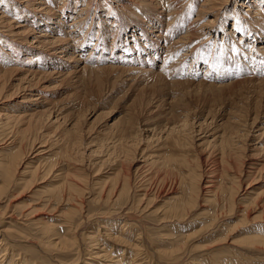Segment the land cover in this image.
<instances>
[{"label":"rangeland","instance_id":"1","mask_svg":"<svg viewBox=\"0 0 264 264\" xmlns=\"http://www.w3.org/2000/svg\"><path fill=\"white\" fill-rule=\"evenodd\" d=\"M117 1L122 3V0ZM154 1L159 3L163 11L168 8L170 10L168 0ZM201 1L203 0H193V5L190 4V16L186 19V24L195 16ZM65 2L66 14L84 15L83 11L78 10L83 6V0ZM116 2L91 0V3L96 5L95 8L102 7L101 19L96 23L94 20L91 26L94 31L104 26L113 29L114 25H110L111 21L118 17L119 12H123L121 17H124L125 14H131L133 11L136 13L140 11L139 6L133 9L132 5V11L129 8L120 11L122 6L117 10L105 11L106 7L108 9L107 3L114 6ZM234 3V0H229L226 9L216 11L219 12L214 26L217 31L216 33L214 31L217 36L216 50L222 42L221 37L225 35L222 33L223 30L234 31V39L239 36L237 30H233L231 26V9ZM90 10L93 11V6ZM105 18L106 21H102ZM223 20L226 21L227 29L221 32ZM261 21L262 19L255 22L254 26L258 27L260 24L257 23ZM89 22L82 29V34L87 30ZM179 32L180 30L174 31L173 37ZM207 37L208 35H202L198 38L202 49L205 47L204 40ZM94 38L92 36L87 40L82 56L88 55V51L94 46ZM229 39L230 37L226 40L227 57L233 59L229 54L234 52L235 44L229 45L231 42ZM123 40L126 38L121 36V43H125L124 49L120 50L114 43V51L110 53L114 57H109L104 62L112 63L113 58H117L122 51L128 49L129 38L126 42H122ZM108 42H110L109 38L107 44ZM157 46L160 48L159 44ZM106 47L108 48V45ZM195 48L192 47L190 52ZM211 48L212 44L209 45L208 55L212 52ZM213 49L215 50L214 46ZM98 51H93L91 57L95 59ZM9 53L14 57L11 51ZM101 53H103L102 48ZM158 54L159 57L152 62L156 68L162 62L163 50ZM206 60L203 56L198 59L197 74L203 75V70L209 69ZM217 69L215 67L208 70L221 74L220 81L215 84L230 79L232 72L229 69H222L221 72H217ZM7 76L4 77L12 84L17 83L12 78L21 77L14 74ZM58 81L54 79L48 81L51 87L48 92L52 95L46 96V100L49 101L45 108L55 107L52 110V114L54 112L55 115L58 112L56 108L65 104L66 109H62L63 113L60 114L68 119L65 123H60L61 119L57 122L59 125L56 124L53 122V116L51 115L49 119L46 116L48 111L42 108L44 111L34 117L35 122L32 124H26L20 117L13 128H4L0 134V155L4 154V158L6 157L4 167L16 166L15 173L10 178L0 170V185H3L2 191L0 190V229L2 233L8 235V238H3L2 243L5 241L10 251L15 254V258H19L16 259L17 264H20L19 260L22 258H27L26 264L110 263L101 260L96 262L85 255L86 249H91L92 241L95 240L90 238V235L99 232L100 224L127 243L136 236L132 234L135 233L136 228L142 225L150 238L149 244L166 254L173 245H181L188 236L185 243L188 252L183 257L186 262L180 264H194L192 257L199 256L202 252H213L218 264H236L239 259L248 264H264V117L258 116L254 123L251 122V117L257 110L264 111V99L259 98L261 89L257 81H247L224 90L212 87H186L185 83L180 84L178 88L171 85L170 88L169 86L165 88V84L159 85L161 91L158 90V93L160 91L164 96L156 95L155 98L168 100L169 96L174 101L176 99L175 103H178V107H174L173 104L175 115L185 107L191 111L193 117L196 116L194 120L192 116V119H189L190 127L187 126L183 130L184 128L179 126L178 130L175 129L169 134L166 129L173 127L174 130L173 125L177 126L182 121L177 123L176 119H171L164 125L166 121L163 120L164 112L160 113L161 109L158 111L161 117H156V113L151 114L152 116L148 118L150 121H145L146 124L149 122L147 128H141L150 131L137 133L139 127L134 122L133 125L136 127H132L133 134L131 132L129 134L126 121L136 98L134 91L127 92L128 86L123 82L111 84L103 82V86L95 79L86 80L91 82L85 85L82 83L83 79L82 82L78 81L80 85L74 79ZM135 87L137 86L132 88ZM132 88L129 89L133 90ZM7 89L2 95L4 98L0 97V106L4 105V108L16 106L17 103L7 95L9 93L6 92ZM99 96L101 97L98 104ZM95 104L97 106L92 108ZM17 106L18 110L14 108V111L17 110V115L22 114L21 110H27L24 107L25 103ZM226 111L238 114L242 121L236 133L230 134L233 138H229L228 143H222L216 138L221 131L228 129V126L215 128L213 125L219 121L220 114ZM213 115L215 121L210 122ZM205 118L211 125L204 124ZM69 122H75L73 127L68 125ZM169 122L173 123L170 125ZM27 126L31 129L26 128ZM199 127L201 130H198ZM18 130L25 131L26 136L23 140L15 141L20 143L19 146L4 145V141L6 140L7 144ZM151 132H154L152 136ZM61 134L62 137L59 136ZM35 140L34 148L33 146L30 148V144ZM45 140L44 146L36 148L39 146L37 142ZM16 147L24 153L22 157L11 155ZM44 148L47 153L42 157L36 156L35 153ZM35 150L38 151L34 152ZM60 172L67 173L70 175L69 178L63 180V177L56 175ZM212 179L222 188L225 195V197L219 195L220 200L217 203L213 202L202 188L209 185L208 181ZM122 184L125 192L119 198L114 193L112 195L113 188L120 190ZM69 185H73L75 189H70ZM144 193L151 204L145 208L139 207L138 202L146 205V199L142 198L143 201L137 202V198ZM153 195H155L154 199ZM177 202L184 207L188 202H192L190 204L192 206H188L190 208L185 216L187 218L183 221L171 219L159 224L157 218L162 215V210L177 205ZM125 212L127 218H124ZM183 215L186 213L184 212ZM12 217L14 219L9 224L8 221ZM43 229H46L45 232L42 231ZM100 230L95 238L104 240L101 241L104 242V246L108 245L110 242L102 236L104 230ZM166 234L168 237H164L167 236ZM60 235L69 239L75 238L71 250L61 252L47 248L48 242ZM215 240L216 242H213ZM230 242L232 243L229 244ZM121 244L126 245L121 242L115 244L119 252L111 251V259H113L111 261L119 258L120 250L124 248L120 246ZM113 248L114 246L111 249ZM123 254L124 260L126 256L125 253ZM174 254L178 255L177 251ZM160 258L169 259L167 255H161ZM197 258L199 261L200 258ZM163 263L167 264L168 260Z\"/></svg>","mask_w":264,"mask_h":264},{"label":"bare ground","instance_id":"2","mask_svg":"<svg viewBox=\"0 0 264 264\" xmlns=\"http://www.w3.org/2000/svg\"><path fill=\"white\" fill-rule=\"evenodd\" d=\"M65 1L66 0H0V97L4 98L2 95L4 94V90L8 88L6 92L9 93L7 95L11 96L14 102H17L15 103L16 106L11 105L5 108L4 105L0 106V134L1 130L4 128H13L20 117L24 119L26 124L35 122L34 117H37L38 113L44 111L42 108H45L46 103L49 101L46 100V96L52 95L48 92L49 89H51L48 81L51 79L55 81L59 80L58 82H62L66 79H74L77 83L78 81L82 82L83 79L84 81L82 83L84 85L91 82L86 80L92 79H95L96 82L101 85H103V82L106 84L118 82L125 83L128 86L127 92L134 91V98H136L130 107L131 112L129 110V118L127 117L126 122L128 126L125 124L129 134L130 132L133 134L132 127H136L137 125V127H139L137 133L139 131L141 133L142 131H150L141 128H147L149 122L146 124L145 121H150L148 118L153 114L156 113V117H161V114L159 115L158 113V111H160L159 109H161L160 113L164 112L163 115L165 118L163 120L166 121L164 125L168 121H171V119H176L177 123L182 121L177 126L173 125L175 126L174 130L172 129L173 127L169 130L166 129V131H168L167 134L175 131V129L178 130L180 127H183V130H185L187 126L190 127L189 119L192 116L190 110H187V108L183 106V109L179 108L181 112H176L177 114L175 115L174 107H178V103H175L176 99L174 101V99H171L168 95V100L157 99L158 97L155 98L156 95L159 96L162 94L160 93L161 90L159 85L162 86L165 84V88H168L167 86H169V88L171 86L178 88L180 84L185 83L186 87H212L224 90V88L231 89L247 81H257L258 83H256L261 89L259 98L263 97L262 99H264V0H234L235 5L233 4L234 6L231 9V26L233 30H237L239 36L237 35V39H234V31L229 30L225 32L223 29H227L225 28L226 21L223 20L221 22V32L223 30L222 33H225V35L221 37L222 42L217 46L218 50H216L217 36L215 34L217 31L214 26L219 12L216 11L224 8L226 9V4L229 0H203L201 3L199 2V7L196 9L197 12L195 16L191 18L187 24L186 19L190 16L191 10L189 7L190 4L191 6L193 5V0H168L167 3L170 5V10L168 8L164 11L159 3L154 0H122V3L116 2L115 0L116 4L114 6L107 3L108 9L106 7L105 11L108 12L109 9L117 10L120 6H122L120 11L126 8L132 11L131 5L133 9L139 6L140 11L139 13L133 11L131 14H125L124 17H121L123 12H119L118 17L114 19V21H111L110 25H114L113 29H108L104 26V28L95 31L91 26L94 24V20L96 23L101 19L102 7L97 9V7L95 8L96 5L91 3V0H83L82 4L84 7L81 6L78 10L83 11L84 15L76 14L77 16H70L66 14L67 10L64 6L66 3ZM135 2L140 4H134ZM91 6H93V11L90 10ZM213 12L216 13L213 14ZM209 15L212 17L210 18ZM113 16H115V14H113ZM260 19H262V21L257 23L260 25L255 27V22ZM102 21H106V18L102 19ZM87 22H89L88 28L85 33L82 34V29ZM161 25H164V27H161ZM176 30H180V32L177 36L173 37L174 31ZM202 35H208L204 40V49H202L201 43L198 42V38L202 37ZM92 36L95 37L93 42L94 46L90 48L88 55L84 57L82 56L83 47L86 46L87 40H90ZM121 36L126 38V40L122 42H126L129 38L128 49L122 51L117 58H113L111 60L112 63L104 62L107 58L114 57L113 54L110 55V53L114 51V43L118 45L117 48L120 50L124 49L125 43H121ZM229 37V40H231L229 45L235 44V49H233L235 54L234 52L229 54L233 59L227 57L228 52L226 51V46L228 42H226V40ZM108 38L110 42L107 44ZM197 42L198 44H196ZM158 44L160 48L157 46ZM210 44H212V52L208 55L207 51ZM106 45H108V48ZM192 47L193 49L195 48V50L192 51L193 53L190 52ZM101 48L103 49V53H101ZM97 50L99 51L94 59L91 56L93 55V51ZM162 50V62L158 65V68H156L152 62L159 57L158 53H161ZM9 51L13 53L14 57L10 56ZM199 55L207 59L206 65L210 70H212V68L215 69V67L218 68L217 72H221L222 69H229L230 72H232L230 79L215 84L218 80L220 81L219 76L221 74H216V72L214 73L213 71L208 72L209 69L203 70V75L197 74L198 59L202 57ZM185 66H187V69H185ZM206 73L208 74L205 75ZM11 74L21 75V77L12 78L17 82L16 84H12L9 79L4 77L5 75L10 76ZM134 86L137 87L133 89L132 87ZM158 90H160V94ZM163 94L162 96H164ZM100 97L101 96L97 99L98 104L100 102L98 101ZM16 98H19V100H16ZM23 103H25L26 106L24 107L27 110H21L22 114L17 115V105ZM96 104L93 105L92 108H95L97 106ZM173 104L175 105L174 107ZM64 105L65 104L59 105L60 107L56 108L58 112L55 115L54 112L52 114V110L55 107L52 106V108H50V106L45 108V110L48 111L46 116L51 119L50 117L52 115L54 118L53 122H56V124H58L57 122L61 119L60 123H65L68 119L60 115L63 113L62 109L65 108ZM14 108L17 110L14 111ZM261 115L264 117V111L259 112L257 110L256 113L252 115L251 122L254 123L258 116ZM195 117H193V120ZM207 118L204 119V124L206 126L211 125V121H215L214 115L211 117L210 122H207ZM173 121L175 122V120ZM241 121V116L238 114L236 115L234 112L226 111L224 114L221 113L219 121L215 123L216 126L214 124L213 127L218 128L224 125L228 126L229 131L228 129L221 131L216 139H219L222 143H228L229 138H233L230 134H233L239 129ZM75 122H69L68 125L72 126ZM134 122L136 126L133 125ZM141 122L144 124H141ZM26 128L30 127L27 126ZM198 130H201V127H199ZM226 130L228 132H226ZM137 133L135 131L136 135ZM153 133L154 132H151L150 135H153ZM24 134L25 131L18 130L14 136L12 135V139L9 140L7 144V141H4V145L8 147L12 145L19 146L20 143H16L15 141L23 140ZM59 136L62 137V134ZM146 137H148V135ZM62 139L63 138H61V140ZM35 142L36 140L31 144L29 143V147L31 148ZM45 142L46 140L37 142L39 146L36 148L39 149V147L44 146ZM47 148L46 146V149ZM37 151L38 150H35L34 152ZM45 153H47V150L45 151L44 148L35 154L36 156L42 157ZM64 154L66 153L64 152ZM11 155L22 157L24 153L16 147ZM5 158L4 154L0 155V170L6 177L10 178L15 173L16 166L4 167ZM56 175L63 177V180L68 179L70 176L63 172L57 173ZM5 181L7 180H4V182ZM214 181L213 179L209 180V185L202 186V188L205 194L212 198L213 202L217 203L220 200L219 195L220 197H225V195L222 188ZM2 186L3 185H0L1 191ZM69 188L75 189L73 185H69ZM117 189L116 187L113 188L111 194L114 193L119 198L125 192L124 184L121 185L120 190L118 189L119 192ZM147 197L148 196L144 193L140 198H137V202L141 201L142 198L147 201L146 205L145 203L141 205V203L138 202V205H140L139 207L144 206L145 208L147 205H151L149 204L150 199L147 200ZM152 198L154 199L155 195H153ZM191 203L188 202L187 206L184 207L180 202H177V205L173 207L164 208L162 210V215L157 218V221L159 224L171 221V219L183 221L187 218H185V216L189 213L188 208L192 206L190 205ZM189 205L190 207H188ZM184 212L186 215H183ZM125 217H128L127 212L124 213V218ZM13 219L14 217H12L8 223L10 224ZM136 223L140 225V223ZM41 224L43 228L44 223L42 222ZM100 229L104 230L102 231V236L105 240L110 242L108 245L104 246V242L101 243V241L104 240L95 238V236L100 233ZM4 230L8 229L4 228ZM45 230L46 229H43L42 231L45 232ZM98 231L99 232L90 235V238H94L95 240L92 241V248L86 249L85 252V255H87L89 259L96 262L98 260L110 262L106 264H151V262H153V264H166L163 263V261L166 260H168L167 264H180L186 262L183 257L188 252L185 248L186 238L188 236L185 237L181 245H173L170 252L166 254L149 244L150 238L147 235L146 228L142 225L136 228L137 232L135 231V233H132L136 236L134 238L132 236L133 239L131 238L132 240L128 243L127 241H121L120 236L114 234V232H111L110 229L101 224L98 227ZM164 237H168V235ZM3 238H8V235L2 233V229H0V264H17L16 259L18 257L15 258V254L10 251L5 241L2 243ZM9 239L12 240V238ZM120 242L127 244L120 245L124 248L120 250L121 254L119 256L116 253L119 258L111 261L113 260L111 259V251L114 252V250H116V252H119L115 244ZM213 242H216V240ZM231 243L232 242L229 244ZM73 244H75V238L69 239L60 235L50 240L47 248L63 252L71 250ZM113 246L114 248L111 249ZM94 248H96V250H94ZM203 248H205V246H203ZM175 251H177L178 255L174 254ZM123 253H125L126 256L124 260L122 259ZM161 255H167L169 259H161ZM197 257L200 258L199 261ZM26 259L27 258H22V260H19V263L26 264ZM192 259L194 264H218L216 262L217 260L215 261L216 255L213 252H202V254L194 256ZM20 261H22V263ZM236 264L248 263L239 259Z\"/></svg>","mask_w":264,"mask_h":264}]
</instances>
